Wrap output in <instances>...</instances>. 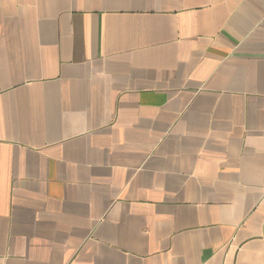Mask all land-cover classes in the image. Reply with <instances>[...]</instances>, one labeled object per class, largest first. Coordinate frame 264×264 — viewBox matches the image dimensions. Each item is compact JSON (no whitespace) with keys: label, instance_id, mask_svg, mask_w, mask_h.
<instances>
[{"label":"crops","instance_id":"1","mask_svg":"<svg viewBox=\"0 0 264 264\" xmlns=\"http://www.w3.org/2000/svg\"><path fill=\"white\" fill-rule=\"evenodd\" d=\"M0 264H264V0H0Z\"/></svg>","mask_w":264,"mask_h":264}]
</instances>
